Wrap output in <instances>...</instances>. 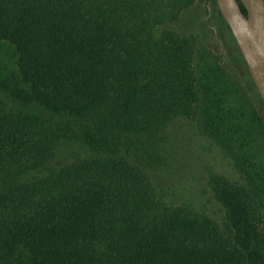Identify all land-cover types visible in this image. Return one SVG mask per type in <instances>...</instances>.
I'll list each match as a JSON object with an SVG mask.
<instances>
[{
    "label": "trees",
    "instance_id": "obj_1",
    "mask_svg": "<svg viewBox=\"0 0 264 264\" xmlns=\"http://www.w3.org/2000/svg\"><path fill=\"white\" fill-rule=\"evenodd\" d=\"M133 3L132 11L125 0H0V264H264L254 247L257 180L264 183L259 124L248 126L223 72L193 89L197 77L175 68L186 57L180 38L166 42L147 21L127 26L128 13L139 15ZM208 50L221 64L222 54ZM202 112L212 138L241 152L243 169L256 175L237 189L216 182L223 231L161 199L145 171L163 163L160 155L143 151L141 167L125 154L136 141L155 151L161 126ZM63 142L87 156L67 155Z\"/></svg>",
    "mask_w": 264,
    "mask_h": 264
},
{
    "label": "rangeland",
    "instance_id": "obj_2",
    "mask_svg": "<svg viewBox=\"0 0 264 264\" xmlns=\"http://www.w3.org/2000/svg\"><path fill=\"white\" fill-rule=\"evenodd\" d=\"M126 2L130 3L127 5H130L133 11V0H125ZM135 3L139 15L135 17L130 7L126 6L132 13H128L125 24L132 27L134 19L144 25L147 21L153 28L155 36H160L166 42L171 43L173 39L178 41L180 38L186 57L181 65L175 68L181 73L186 70L188 78L197 77L192 84L193 89L198 91L199 80L202 77L206 78V74L208 77L210 74H213V77L221 76L220 72L226 74L231 86L239 95L248 126L251 125L254 129L255 124H259L260 133L257 131L253 133L258 135L264 158V131L259 122L264 119V107L246 80L242 64L236 57L235 45L231 42L230 34L220 20L213 0H135ZM151 42L152 39H149L147 44L151 46ZM210 48L222 54L221 64L212 61L208 50ZM142 56H147L143 48H141ZM184 63L188 68L184 67ZM157 67L161 71H163L162 68L164 69L160 56L157 58ZM230 100V103L236 106L234 102L236 99L230 97ZM180 101L181 99L178 100L179 103ZM204 112H206L205 109ZM52 119L53 123L61 122L60 117ZM157 121L163 123L161 120ZM60 124L57 126L60 127ZM211 127L210 118L203 112L178 115L173 117L164 129L162 126L159 128V136L161 135L162 138L155 151L143 145L140 146L136 141L134 148L126 150L125 154L130 153L131 162L141 167H148V164H144L143 151L146 156L148 155L146 150L153 157L160 155L163 163L157 158L161 165L156 164L159 167L155 168L154 164L152 168H146L145 171L151 177L161 199L166 203L187 206L191 218L201 216L209 222L217 223L220 231H223V223L228 215L225 205L221 204L215 194L216 182H225L226 187L232 186L237 189L247 183L248 176L256 175L253 168L243 169L241 152L236 149L230 151L222 141L212 138L216 135L210 129ZM67 130L70 131V129L65 131ZM163 136L167 139V145L166 142L163 143ZM61 146L64 147L62 152H66L67 155L76 154L74 158L82 159L87 156L84 149L81 152L76 148L69 149L64 142ZM257 182L260 183L262 193L260 192L261 195L257 197L259 202H255L256 211H253L257 218L255 226L259 232L254 247L263 253L264 258V183L261 178Z\"/></svg>",
    "mask_w": 264,
    "mask_h": 264
},
{
    "label": "water",
    "instance_id": "obj_3",
    "mask_svg": "<svg viewBox=\"0 0 264 264\" xmlns=\"http://www.w3.org/2000/svg\"><path fill=\"white\" fill-rule=\"evenodd\" d=\"M264 105V0H215ZM239 2L246 9L244 14Z\"/></svg>",
    "mask_w": 264,
    "mask_h": 264
}]
</instances>
